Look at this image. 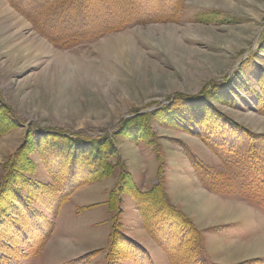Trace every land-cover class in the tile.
I'll return each instance as SVG.
<instances>
[{
	"label": "rangeland",
	"instance_id": "rangeland-1",
	"mask_svg": "<svg viewBox=\"0 0 264 264\" xmlns=\"http://www.w3.org/2000/svg\"><path fill=\"white\" fill-rule=\"evenodd\" d=\"M36 1L0 0V185L20 158L26 160L18 171L49 190L72 162L85 181L56 211L22 185L13 187L46 219L33 228L38 252L9 238L10 226L0 224L5 231L0 232V264H139L131 253L110 250L115 227L146 250L145 264H172L144 225L136 196L121 186L125 178L141 193L161 185L157 201L193 223V245L184 252L188 255L173 253L175 264H264L263 250H250L264 236V196L249 199L240 192L237 183L247 173L242 161L229 164L216 153L211 143L222 138L219 134L204 132L207 142L194 127L169 124L164 118L169 110H163L178 98L185 99L183 105L204 100L205 107L230 116L240 129L264 135V110L242 88L264 72V0H182L176 14L168 7L157 19L133 18L117 30L97 22L100 26L85 32L82 21L54 27L46 4L36 6ZM110 13L119 24L140 10L135 13L130 0H118L111 11L90 16L102 21ZM117 39L131 41L130 53L116 54L111 46ZM240 129L223 140L244 148L256 140L264 162L263 138ZM85 139L96 142L83 144H91V154L102 157L104 166L84 159L77 141ZM98 139L107 143L98 145ZM60 142L73 143V161L70 151L54 146ZM46 159L51 169H61L55 179ZM98 173L107 174L88 181ZM196 190L218 205L247 206L252 214L219 217L203 209L207 200L198 201ZM113 192L116 205L110 209Z\"/></svg>",
	"mask_w": 264,
	"mask_h": 264
},
{
	"label": "trees",
	"instance_id": "trees-1",
	"mask_svg": "<svg viewBox=\"0 0 264 264\" xmlns=\"http://www.w3.org/2000/svg\"><path fill=\"white\" fill-rule=\"evenodd\" d=\"M170 1L171 0H159L160 3L152 2L150 6L148 4V0H130V4H132L135 8V13L138 10H140V13L135 14L132 18L126 17L124 21H120L119 24L114 21V13H110L109 18L104 15L105 18L102 19V21H97L98 18L90 16V14H98L99 11H111V9L114 8V4L118 3V0H37L33 4H36V6H44L46 4L47 15L51 18L50 21L53 23L54 27H58L60 25H63L62 27H74L82 21L83 24L80 28L81 31L85 32L88 28L100 26L97 22L103 23L101 28H106V30H117L123 26V24L125 25L132 22L133 18L134 21L157 19L156 16H166L164 11H167L166 9L168 7L170 9V14L173 12L176 14V8L179 7V3H181L182 0H172V4H170ZM164 2H166L165 5H163ZM97 7H99V9H96ZM155 8H157V10H154ZM89 17H91L94 21H90L88 19ZM67 18H69V20L65 21ZM114 26L117 27L113 28ZM45 28L46 27H44V29ZM94 31H98V27L93 29L92 32ZM255 81V86L254 83H244L242 88H244V90H246L250 95H254L257 107L264 110V72L263 75L256 78ZM225 95H228L227 99H232L230 94ZM184 102L185 99L178 98L172 107L163 108V110H169L165 111L168 112L164 117L165 120H167L169 124L180 126L188 130L191 127H194L195 133L202 136V139L206 141L207 137L204 132L208 131V134H219L222 138L211 143L216 153L221 155V158L225 162L228 161L229 164H233V162L239 163L242 161L243 166L246 168L247 173L245 176H242V180L237 183V187L242 189V191H239L249 199H257V194L264 196V162L261 160L260 151L258 152L256 146L254 145L256 140L250 139L249 144L246 145L245 148L242 147L241 144L235 146L234 141H228L230 142V144H228V142L223 140V138L231 135V131L240 129V125H238L234 119L216 108L205 107L204 100L201 101V103L192 102L189 104L188 102L183 105ZM178 104L180 106H177ZM130 129L135 130L137 128L131 127ZM191 130H193V128ZM240 130H244L248 133V130L242 128ZM253 136H255V138H263L264 141V135L256 134ZM87 141L90 140L85 139L77 141V145H79L77 147L80 151H83V156H85L84 159L86 156H89L91 158V164L95 163L99 166L102 164L104 166L105 162L102 157H96L94 154H91V152H94V148L91 147V144H83ZM90 142L93 144L96 143L95 141ZM97 143L98 145H104L107 142L105 139H98ZM98 145L96 144L94 146L98 149ZM54 146H58L56 148L62 151L71 152L73 143L70 142L67 144V142H60V145H57L56 143ZM77 151L78 150H75V152ZM110 153H112V151ZM74 155V152L73 154L71 152V154L68 155L70 161L74 160ZM24 160H26V158H20L16 161V163H11L10 172H6L5 179L0 185V224H3L4 227L6 226V230L10 226L9 234H7L11 235L9 238L19 239V241L24 242L29 249L33 248V251L36 250V252H38L40 248L37 247V245H34L35 237L33 235V228H37L39 224L46 219V215L42 214L38 209H35V207L28 202L24 195L15 190L13 187L22 185V187L29 189L32 195L35 196L32 198H36V200L40 201L45 207L56 211L58 210V207L60 209L63 202L70 198V194L73 190L78 188L81 182L82 184L84 183L85 180L83 177L85 175L80 176L77 174L72 162L71 170L68 173H60L63 176L62 180L55 185V189H50V191L45 183L37 180L35 182L31 181L30 178L23 175L24 173L18 171L17 168L19 167L17 166H21ZM19 163L21 165H19ZM44 165L45 167H48L50 176L55 179L54 175L59 172L58 170H61L60 167L51 169L52 164L47 159L44 161ZM13 168L15 170H13ZM107 172L110 173L109 171ZM14 173L17 175L16 179L14 178ZM105 174L107 173L102 175L104 176ZM102 175L98 173L95 176H92V178H88V181H94ZM219 176H222V174L218 173L217 177L219 178ZM217 177L215 176V178ZM121 184V186L124 188L126 187L125 189H128L130 192L134 193V196H136L135 198L139 203V209L144 218V225L148 228L157 243L166 253H168L171 261H173L172 264H175L176 262V257H174L173 253L178 252L183 255H188V253L184 252H186L189 247L193 245L190 238L193 239L194 237L195 239V236L192 237L191 235L194 233L196 234L193 223L187 220V218H185L178 209L167 204L166 201H157L158 197L156 196L160 194L161 190L159 187L161 185L156 186L152 192L149 191L141 193L137 189L135 183L131 182L130 178L123 179ZM9 195H11L10 198H8ZM115 201V192H113L112 196H110V199L108 200L110 209L112 206L116 205ZM19 205L23 207L22 212H20L21 207H19ZM15 214H18V218L21 217V219H16L13 216ZM22 220L23 222H21ZM115 226H119V224H115ZM0 232L3 233L5 231ZM110 238V250H112V252L117 247L120 250V253H131L136 263L145 264L143 260L144 258L148 259V254L137 241L122 234V232L118 231V227H115ZM169 244H173V248L172 246H169ZM109 253L111 252L109 251Z\"/></svg>",
	"mask_w": 264,
	"mask_h": 264
},
{
	"label": "bare ground",
	"instance_id": "bare-ground-1",
	"mask_svg": "<svg viewBox=\"0 0 264 264\" xmlns=\"http://www.w3.org/2000/svg\"><path fill=\"white\" fill-rule=\"evenodd\" d=\"M4 12H6V11H4ZM11 16H14V15H11ZM117 41H116V43H114V46H111V47H113L114 50H116V54L121 55L125 51H127V53H130L131 50L128 52V47H129L131 41L128 40L129 41L128 42L125 39L122 41L117 39ZM41 45H44L43 42L39 43L38 47H40ZM133 52H135V51H133ZM194 193H195L194 197L198 201L207 200L204 203L205 208H203V209L213 210L214 212H216V214L219 217H227L228 215H234V216L238 215L239 217L245 218L247 216V218H249L250 215L252 214V212L247 210V208H246L247 206L239 205L238 203H237L238 204L237 206H233V205L231 206V204H224V203H220V205H218L214 198L206 196V194L202 190H196V191H194ZM256 241L257 242L253 243L252 247H250V250L253 252L263 250V252H264V236H262L261 238H259ZM242 249H243V246H242Z\"/></svg>",
	"mask_w": 264,
	"mask_h": 264
}]
</instances>
